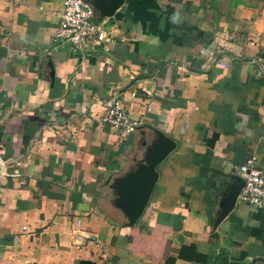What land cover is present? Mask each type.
Returning a JSON list of instances; mask_svg holds the SVG:
<instances>
[{
  "label": "crops",
  "instance_id": "crops-1",
  "mask_svg": "<svg viewBox=\"0 0 264 264\" xmlns=\"http://www.w3.org/2000/svg\"><path fill=\"white\" fill-rule=\"evenodd\" d=\"M62 5L0 0V157L21 161L0 264H264V212L219 219L236 168L264 171V0H126L83 54L55 37ZM112 95L139 120L124 138L98 121ZM168 140L130 223L115 183Z\"/></svg>",
  "mask_w": 264,
  "mask_h": 264
},
{
  "label": "built area",
  "instance_id": "built-area-1",
  "mask_svg": "<svg viewBox=\"0 0 264 264\" xmlns=\"http://www.w3.org/2000/svg\"><path fill=\"white\" fill-rule=\"evenodd\" d=\"M59 24L55 37L67 41L75 51L81 54L93 50L108 37V31L96 19L94 7L86 0H63L59 13ZM225 66V62H219ZM104 112L98 118L100 124L113 127L121 137L129 135L139 124L126 112L120 99L114 95L103 100ZM21 161L14 157H0V184L3 178L15 176L11 167H18ZM236 175L243 180L236 201L255 206L264 212V171L255 166L254 158L236 168ZM1 190V189H0ZM80 224V221H77ZM26 264H36L28 262Z\"/></svg>",
  "mask_w": 264,
  "mask_h": 264
},
{
  "label": "water",
  "instance_id": "water-1",
  "mask_svg": "<svg viewBox=\"0 0 264 264\" xmlns=\"http://www.w3.org/2000/svg\"><path fill=\"white\" fill-rule=\"evenodd\" d=\"M90 3L94 9L99 12L98 21L102 17H111L115 11L120 8L126 0H86ZM53 75V70L51 72ZM168 145L161 149L151 148L148 154L146 164L139 166L135 172L128 173L124 178L118 180L115 183V188L119 193V197L116 199V203L122 206L127 211L130 223H133L141 214L146 201L151 193L153 185L157 178V172L155 165L164 156L172 150L174 142L168 140ZM224 198L226 206L221 213L220 218L225 216L229 210H231L236 202L237 194L239 193L243 180L238 175H232L231 181L225 184ZM218 221V220H217ZM216 223V222H215Z\"/></svg>",
  "mask_w": 264,
  "mask_h": 264
},
{
  "label": "trees",
  "instance_id": "trees-1",
  "mask_svg": "<svg viewBox=\"0 0 264 264\" xmlns=\"http://www.w3.org/2000/svg\"><path fill=\"white\" fill-rule=\"evenodd\" d=\"M78 264H95V263L91 260H79Z\"/></svg>",
  "mask_w": 264,
  "mask_h": 264
},
{
  "label": "rangeland",
  "instance_id": "rangeland-1",
  "mask_svg": "<svg viewBox=\"0 0 264 264\" xmlns=\"http://www.w3.org/2000/svg\"><path fill=\"white\" fill-rule=\"evenodd\" d=\"M99 23H103L102 21H99Z\"/></svg>",
  "mask_w": 264,
  "mask_h": 264
}]
</instances>
